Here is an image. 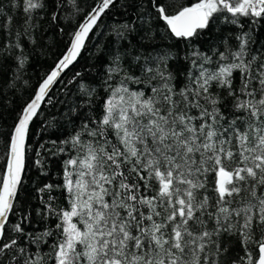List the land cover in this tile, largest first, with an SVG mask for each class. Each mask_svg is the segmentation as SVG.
<instances>
[{
	"label": "snow or ice",
	"instance_id": "obj_1",
	"mask_svg": "<svg viewBox=\"0 0 264 264\" xmlns=\"http://www.w3.org/2000/svg\"><path fill=\"white\" fill-rule=\"evenodd\" d=\"M64 3L10 0L23 11L14 32L13 16L0 5V72L12 70V87L29 84L23 77L38 46L37 17L51 6L59 26ZM71 3L79 14L76 0ZM114 7L131 19L112 29L102 114L85 118L62 141L70 148L59 151L74 155L63 161L61 182L36 189L48 193L36 214L55 217V228L27 232L31 213L23 210L9 228L23 191L29 125L43 103H52L53 85ZM240 18L264 21V0H195L179 7L169 0H93L6 133L0 264H264V43L243 30ZM218 20L241 31L213 40L207 51L193 48ZM173 38L187 42L183 57L156 46ZM181 58L188 68L177 86L170 61ZM80 91L82 106L91 109L95 90L81 84ZM36 164L42 166L39 159ZM55 191L63 206L54 204ZM49 237L46 262L38 246Z\"/></svg>",
	"mask_w": 264,
	"mask_h": 264
},
{
	"label": "trees",
	"instance_id": "obj_2",
	"mask_svg": "<svg viewBox=\"0 0 264 264\" xmlns=\"http://www.w3.org/2000/svg\"><path fill=\"white\" fill-rule=\"evenodd\" d=\"M118 2L122 3V0H118ZM169 2L175 7H179L180 5L188 6L194 3L195 0H169ZM76 4L81 9L79 14H77L71 0H65L58 13L60 16L59 26H56L51 21V12L53 10L51 6L46 12L40 13L37 17L39 27L36 29L35 36L38 40V46L31 55L23 77L24 80L29 81L28 85H23L22 81H18L17 87L14 88L12 87V70L5 67L3 72H0V170L4 169L6 163L5 156L9 140L6 133L11 130L18 110L33 95L38 81L45 73L51 70L53 62L60 57L61 53L66 51L71 33L75 30L77 23L83 18L84 13L90 10L93 0H76ZM0 5L3 6L5 13L13 16L15 23L12 30L14 32L16 25L23 23L22 6L13 9L10 0H0ZM125 19H131V17H126L120 7H114L102 16L98 22L99 27L94 29V33L90 34V39L86 41L85 48L81 51L76 63L64 73L62 80L56 83L50 92L49 97L52 103H43L37 117L32 122L30 134L27 138L23 191L18 198L17 214L9 217V228H11L12 224L19 221L21 210L25 213H31V222L24 225L27 232L39 234L46 227L55 228L57 223L55 217L41 220L36 214L37 208L43 210L41 199H48L47 192L38 194L36 189L43 187L46 183L57 184L61 182L63 161L69 155H74L71 151L63 153L59 151L61 148H70V145H65L62 141L66 140L75 130H78L81 122H86L85 118H100L102 104L106 98V92L102 86L106 54L113 49L114 36L112 35V29L117 22ZM240 19L244 24L243 30L249 32L250 35L254 34L260 43H264V21L252 25L247 18ZM61 28L63 32H61ZM240 31L241 29L237 25L218 20L203 35L202 40L197 41L193 45V48L198 47L201 51H207L213 40L226 34L234 35ZM186 43L173 38L171 40L158 41L156 46L170 47L173 52L178 49L180 56L183 57ZM25 46L29 47L27 43ZM192 50V48L188 49V51ZM208 54L210 55L211 53L209 52ZM170 65L177 74L175 83L180 86L184 81V76L180 75V73L187 70L188 64L181 58L179 61H170ZM125 66H127V63ZM133 71L134 74H139L138 68ZM76 73H80V76H75ZM69 81L73 82L69 83ZM81 84L95 90L94 103L91 109L82 106L85 97L80 91ZM128 86L132 90L145 89L147 91L143 83H130ZM72 109L77 110L75 114L71 112ZM37 153H40V155L37 156ZM38 159L42 162V166H37L36 161ZM45 172L47 175L41 174ZM53 195L57 197L54 201L56 206L65 204L63 196L58 191L53 192ZM48 240V244L41 243L38 246L41 254L45 255L46 262V254L49 251L52 238L49 237ZM36 249L37 245L33 244L31 250L35 252Z\"/></svg>",
	"mask_w": 264,
	"mask_h": 264
},
{
	"label": "water",
	"instance_id": "obj_3",
	"mask_svg": "<svg viewBox=\"0 0 264 264\" xmlns=\"http://www.w3.org/2000/svg\"><path fill=\"white\" fill-rule=\"evenodd\" d=\"M76 61H77V60H76ZM76 61H75L72 65H70L69 68L66 69L61 75L63 76L64 73H65L66 71H68V70H69V69H70V68L76 63ZM55 85H56V84L53 85L52 89L55 87ZM52 89H51V91H52ZM51 91H50V92H51ZM49 94H50V93H49ZM46 99H47V98H46ZM42 106H43V104L41 105V107H42ZM39 111H40V110H39ZM35 118H36V117H35ZM35 118H34V119H35ZM33 121H34V120H33ZM31 124H32V122L30 123L29 128H30ZM27 138H28V137H27ZM26 145H27V139H26Z\"/></svg>",
	"mask_w": 264,
	"mask_h": 264
}]
</instances>
